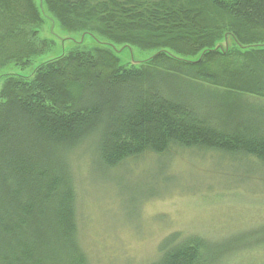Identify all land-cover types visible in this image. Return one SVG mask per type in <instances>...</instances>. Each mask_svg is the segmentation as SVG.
I'll return each instance as SVG.
<instances>
[{"label": "trees", "instance_id": "trees-1", "mask_svg": "<svg viewBox=\"0 0 264 264\" xmlns=\"http://www.w3.org/2000/svg\"><path fill=\"white\" fill-rule=\"evenodd\" d=\"M41 3L80 41L0 83V264H87L69 166L86 142L107 169L176 149L264 165V105L247 99L264 100V0ZM44 25L33 0H0V70L56 48ZM132 48L153 55L122 60ZM226 248L174 233L151 264H213Z\"/></svg>", "mask_w": 264, "mask_h": 264}, {"label": "rangeland", "instance_id": "rangeland-1", "mask_svg": "<svg viewBox=\"0 0 264 264\" xmlns=\"http://www.w3.org/2000/svg\"><path fill=\"white\" fill-rule=\"evenodd\" d=\"M33 1L45 17L40 38L54 41L56 48L28 67L1 69L0 83L9 74L30 78L39 61L67 53L80 41L60 30L41 0ZM94 45L91 38L81 44ZM226 45L233 47V40ZM128 53L122 60L153 55L134 48ZM247 99L264 105V100ZM69 166L77 196V240L87 264H151L159 258L161 241L174 233L208 247H228L213 264H264V165L257 159L176 149L107 169L94 162L89 141L70 154Z\"/></svg>", "mask_w": 264, "mask_h": 264}]
</instances>
